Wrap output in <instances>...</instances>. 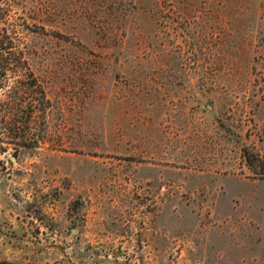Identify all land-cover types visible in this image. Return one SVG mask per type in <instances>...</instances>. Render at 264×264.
<instances>
[{"label":"rangeland","instance_id":"obj_1","mask_svg":"<svg viewBox=\"0 0 264 264\" xmlns=\"http://www.w3.org/2000/svg\"><path fill=\"white\" fill-rule=\"evenodd\" d=\"M0 33V262L264 264V0H0Z\"/></svg>","mask_w":264,"mask_h":264},{"label":"crops","instance_id":"obj_2","mask_svg":"<svg viewBox=\"0 0 264 264\" xmlns=\"http://www.w3.org/2000/svg\"><path fill=\"white\" fill-rule=\"evenodd\" d=\"M88 228H89V232H88L87 243H89L92 248L90 249V252L94 251L95 249L94 244L102 243V242L108 243V241H112V240L118 241L119 240L121 246L124 247V254H126L127 256L137 257L141 255L142 253H145L143 250V247L140 248L139 246V242H142V241H140V235H139L140 226L138 223L130 222L129 226H127V229L125 231H121L120 233H118L115 230H110L109 229L110 227H108V224H103L102 222H95V221L90 222L88 223ZM114 235L116 236L115 239H113L112 237ZM159 240L160 239H157L154 237L153 244L158 245L160 243ZM97 251L98 253H96V255H93V256H97L98 258H100L102 257L103 254H105L106 249L105 248L101 249V247H99V250ZM156 252L161 253L162 249L158 247H154V249H152L150 253L151 255H153ZM104 256H106V254ZM108 257L109 256L107 255V258ZM94 264H111V263L110 262H105V263L97 262Z\"/></svg>","mask_w":264,"mask_h":264},{"label":"trees","instance_id":"obj_3","mask_svg":"<svg viewBox=\"0 0 264 264\" xmlns=\"http://www.w3.org/2000/svg\"><path fill=\"white\" fill-rule=\"evenodd\" d=\"M11 49L12 48L10 46V43L8 42V38L6 37V35L0 33V58L2 62H7L8 59L11 58L8 56H14V53L11 52ZM40 94L44 100L45 99L44 92L41 89H40ZM20 102H21L20 99L18 100L15 99L9 108L10 111L12 112L11 117L9 118V125L12 131L18 129L17 120L15 118L17 117L16 116L17 111L20 109L19 107H22ZM13 135L14 137H18V136H15L16 134H13ZM0 264H11V263L3 261V262H0Z\"/></svg>","mask_w":264,"mask_h":264}]
</instances>
